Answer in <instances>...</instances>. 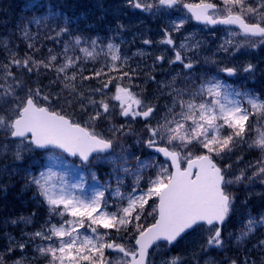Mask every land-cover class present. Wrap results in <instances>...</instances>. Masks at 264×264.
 <instances>
[{
	"label": "snow or ice",
	"instance_id": "snow-or-ice-1",
	"mask_svg": "<svg viewBox=\"0 0 264 264\" xmlns=\"http://www.w3.org/2000/svg\"><path fill=\"white\" fill-rule=\"evenodd\" d=\"M125 3L169 19L160 40H143L147 46H165L146 69L133 67L120 44L85 35L74 27L78 18L41 0H30L27 7L47 11L17 25L26 51L0 38V156L10 154L13 160L0 171L35 152L66 169H24L27 186L36 189L48 218L20 240L8 235L0 264H7L6 254L19 250L23 255L32 245L33 260L46 264H157V256L159 264H201L202 259L203 264H264V239L255 237L264 229V212L249 211L238 232L225 236L238 205L247 209L251 196L259 195L253 188L264 186V97L237 89L224 76L241 71L254 76L257 65L202 60L203 39L195 34L174 38L194 20L213 32L224 26L227 35L218 52L235 56L246 54L242 49L264 48V0ZM33 25L48 29L43 41L53 47L31 30ZM123 28L118 24L116 31ZM165 65L170 71L158 80L154 73ZM141 77L142 84L154 86L151 92L136 82ZM135 123L142 124L141 132L134 130ZM128 137L148 155L132 151ZM242 145L260 155L245 161L237 155ZM65 154L88 168L90 192L89 177L69 179ZM95 161L112 165L104 182L91 170ZM229 161L238 167L233 170ZM241 189L243 199L237 195ZM20 220L32 223L30 217ZM189 237L195 239L186 255L163 256ZM233 241L242 257L212 256L230 250Z\"/></svg>",
	"mask_w": 264,
	"mask_h": 264
},
{
	"label": "rangeland",
	"instance_id": "rangeland-1",
	"mask_svg": "<svg viewBox=\"0 0 264 264\" xmlns=\"http://www.w3.org/2000/svg\"><path fill=\"white\" fill-rule=\"evenodd\" d=\"M106 2H108L109 9L105 10V11L103 10V12H105L109 16H111V18H112V29H113V32H114L110 42L117 43V44H120V45L126 44V46H128L136 39H139L141 41H143L144 39H152L154 41H158V40H160L162 38L161 31H158L157 35L154 38H152L150 36L151 30H150L149 27H145L142 32L138 31L137 29L142 28L144 25H148L150 21L152 23L156 22V19L161 20L162 23L166 26L169 23V20H168L167 17L156 18L157 16H152L149 13L140 14L139 12H137L136 9H133V8L129 7L128 5H126L125 0H93V4L96 7H100V8H105L104 5H105ZM0 7H3V6L0 4ZM1 10L2 9H0V11ZM6 12H7V10L4 11V12H1V17L2 16L5 17L7 15ZM26 13L33 15V12L31 11L30 8L23 9V10L18 9V16L20 18H22L23 16L25 18H28L26 16L27 15ZM145 20H148V21H145ZM7 23L8 22L5 19L0 21V32L4 30L3 32H1L3 35H0V38H10V39L14 40L16 44L20 43L21 40L17 39V37L19 36L18 29L10 28V27H7L6 29H4L3 25L7 24ZM118 24H123L124 25V28L120 29L119 32L116 31ZM13 33H15V35H12ZM176 34H174V38L179 41V40H182L185 35L195 34V33H192L191 28L187 24H185L184 29L181 30V33H179L178 35H176ZM226 35L227 34L225 32L220 37L219 36L213 37V40H214L213 44L215 45V47L209 46L203 52L201 51V54H202L201 55V59L203 60L206 57V55L208 57H213L216 60H222L225 57H227L228 54L217 51V46L222 42L223 38H225ZM158 46L159 47H157V48L156 47L149 48L147 46H141L131 56H129V55H127V56L130 57V58L131 57L132 58H137V57H139V55H134L137 52L147 53V55L141 56L143 58L147 57L148 55L155 56V55L161 54V50L165 47L163 45H158ZM203 49L204 48H202V50ZM260 49L261 48L247 50V51H242V52H246V54L237 53L235 56H231V57H233L234 63L239 67V66L245 65V64H247L249 62L252 63L253 60H254V53L256 51H259ZM105 51H107L106 48H105ZM166 54H169V53H166ZM141 68H143V67H141ZM259 72L261 74H264V67L263 68L261 67L259 69ZM237 79H238L237 83H234L235 81H233L230 84L234 85L235 87H236V85H238V88L237 87L236 88L240 89L242 91H244V90L251 91V90L239 87L241 81H243V84L245 85V84L249 83V79H252L253 83L258 82V80H259L258 75H256V73H255L254 76L245 73L244 75H242L240 77L238 76ZM137 83H140L141 87H147L149 92H151L154 89V86L151 85L150 83L148 85H144V84L141 83V81H138V80H137ZM134 143H135V141H134ZM24 155H25V157H29L30 158V157H32L34 155V153H25ZM0 157H1V159H5L2 162V168L1 169H4L7 165H11L13 163V160H12V157H11L10 154H5V156H0ZM96 162H98V163H100L101 165H104V166H110L112 168V165L109 164V163H105L103 161H96ZM61 166L62 165H60V164H55L54 165L53 162L47 160L46 168L47 167H53L55 171L61 172ZM14 168H17V167L9 168L8 171L11 173ZM126 183H131V177L128 178ZM26 233H30V232H26ZM8 235L0 232V253L3 252V249L8 244V240H7V236ZM22 235H23V233H21L20 235H11V236L14 237L17 240H20L22 238ZM194 239L195 238H192L190 241H188V242L184 241L182 244H180L181 246H179L177 248L179 250L177 255H180V254H185L186 255L191 250V248L193 247L192 242H193ZM185 242H187V243L184 244ZM189 243L191 244L190 247H188ZM17 252H19V253L6 254V256H5L6 260L8 259V255H11V257H12V259H9V261H7V264L13 263V258L14 257H16V261H21V264H38V261H34L33 260V256L35 254V245H32L31 250L30 249H25L23 255H21V252L19 250H17ZM166 253L167 252H163V256L164 257L166 256ZM212 256L217 259V257L215 256L214 253H212ZM170 257L171 256H167V258H170ZM204 259H207V257L205 256ZM159 261H160V256H157V264H159ZM201 264H203V259L201 260Z\"/></svg>",
	"mask_w": 264,
	"mask_h": 264
},
{
	"label": "trees",
	"instance_id": "trees-1",
	"mask_svg": "<svg viewBox=\"0 0 264 264\" xmlns=\"http://www.w3.org/2000/svg\"><path fill=\"white\" fill-rule=\"evenodd\" d=\"M5 4L8 7L14 3L13 0H4ZM188 2H194L199 0H187ZM30 2V0H21V4H27ZM60 6L67 5L66 8H60L67 14L73 17V19L79 20L78 23L74 25L77 29L80 31H83L85 35L95 37L96 34H105V31H103L105 28L101 24V20L99 19L97 10H93L89 3L85 0L83 1H77V0H61L59 2ZM46 10V8H45ZM9 21L12 25L15 24V19L13 16L15 13H12L11 6L9 7ZM12 18V19H11ZM4 18L0 17V21ZM11 19V20H10ZM48 29L45 28L43 25L39 26V33L40 38L43 43L46 44L47 47H53V45L48 41H43L44 33L47 32ZM20 49L21 52L26 51L24 43H20ZM58 47V46H57ZM44 51V49H42ZM91 63V62H90ZM96 67H99V63L96 64ZM89 71H91V67L89 68ZM85 74H88L87 72ZM44 84L48 83V80L41 77ZM94 83V82H90ZM116 121L118 122L119 119L117 118ZM138 126L140 123H135ZM256 131H253L251 135H254ZM134 137H128L126 138L125 143L128 145H131L133 143ZM246 153V145H242L237 150V155H242ZM256 153L250 152L248 153L246 159L247 160H253L255 159ZM144 158V157H143ZM234 159V158H233ZM30 167V166H29ZM18 168V170H12L11 173L8 171L5 173L3 171H0V227H2L5 231L10 232L9 234L15 233L18 229L29 227L31 224L25 225L22 220H20L21 217L25 218H31L32 222L36 217H41V213L43 212L42 209H39L37 206L39 204L40 197L37 196L35 188L27 186V174L24 171V169H27L25 167L24 169ZM90 179V178H89ZM238 196L243 199L245 197V192L243 189H241L238 193ZM257 208H264V186L263 191L259 193V195L253 194L249 200L248 209L255 210ZM35 213V215H33ZM17 221L16 224L11 223V221ZM239 224H235L234 226V233L238 232V229H236V226ZM233 256L234 258L237 256H243L242 251H237L236 249L233 250Z\"/></svg>",
	"mask_w": 264,
	"mask_h": 264
}]
</instances>
